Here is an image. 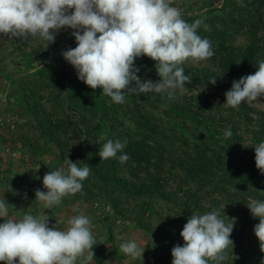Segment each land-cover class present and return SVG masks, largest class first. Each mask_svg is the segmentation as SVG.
Segmentation results:
<instances>
[{"label":"rangeland","instance_id":"374dc122","mask_svg":"<svg viewBox=\"0 0 264 264\" xmlns=\"http://www.w3.org/2000/svg\"><path fill=\"white\" fill-rule=\"evenodd\" d=\"M173 6L182 10L183 18L198 14L210 17L217 10H222L226 17L233 11L235 15L248 14L249 8L264 13V0H173ZM202 20L206 27L202 25L204 30H198V34L208 39L214 25L210 19ZM262 20L258 36L264 45V14ZM217 28L223 29L221 25ZM72 31L62 29L47 48L46 42L37 37L24 39L0 34V199L14 205L15 208L9 205L10 214L22 217L44 211L50 218L49 226L58 223L61 230L66 229L67 220L72 216L81 213L88 216L97 243L93 248L95 259L90 264H171V249L184 244L180 232L187 219L192 214L217 209L226 222L236 218L230 236L234 248L229 247L223 264H264V252L260 251L253 230L259 220L253 218L246 207L250 198L264 200V175L255 166L253 148L264 141V96L252 103H242L239 109L223 106L224 93L232 82L254 74L259 62L264 61V50L259 59L249 57V64L239 69L221 49L214 50V56L206 61L185 62L184 66L205 71L209 77L201 83H186L189 90L185 94L176 90L173 99H168L164 93H137L126 95L125 103L115 104L110 97L101 95L102 90H95L93 94L81 81L76 83L81 86L75 93L79 101H70L62 107V101L54 98L47 101L42 91L31 90L38 78L45 75L35 74L40 69L53 75V80L57 75L64 80H58L56 86L61 92L66 91L73 80L78 81L75 69L61 55L68 48L76 47ZM228 31V44L237 48L233 52L235 60H239L249 44V26ZM230 51L228 49V53ZM148 60L146 56L135 60V66L140 68L137 75L141 80L156 82L160 78L156 71H151ZM212 78H216L215 85L209 83ZM50 87H55L54 81ZM102 99L109 100L111 107L101 105ZM89 104L98 105L100 110L87 113L95 144L105 142L101 136L128 143L145 136L148 126L153 127L155 132L148 134L154 137H148L147 142L157 143L164 150L161 177L150 176L145 168L133 169L129 163L119 162L117 170L129 178L134 176L137 185L141 180L154 183V179L161 178L162 189L153 192L116 187L108 182L111 177H99L89 165L91 172L82 182V191L62 198V202L50 210L44 209L43 202L35 200L36 189L46 191L42 183L44 174L59 167L66 168L67 158L78 161L80 167L86 164L85 157L72 149L76 143L79 145L83 134L74 133L70 125L69 133L64 135L59 129V136L54 131L53 121L65 118L68 113L75 120L72 107L81 109ZM99 117L103 120L99 121ZM226 129L232 131L231 138H225ZM201 150L219 160L221 173L215 168L210 175L211 186L222 183L221 189L210 191L208 185H200L189 158ZM217 174L222 178L217 180ZM237 180H242L241 184H235ZM130 239L145 248L143 260L120 252V244ZM209 264L214 262L209 261Z\"/></svg>","mask_w":264,"mask_h":264},{"label":"clouds","instance_id":"9594fccd","mask_svg":"<svg viewBox=\"0 0 264 264\" xmlns=\"http://www.w3.org/2000/svg\"><path fill=\"white\" fill-rule=\"evenodd\" d=\"M202 19L188 23L173 0H0V34L13 38L37 37L49 44L65 28L72 29L76 47L61 55L75 69L77 78L115 104L126 102L128 94L164 93L173 99L176 90L185 94L192 78L182 65L206 61L214 56L212 43L198 34ZM146 56L156 62L158 81L141 80L135 60ZM216 84V78L210 80ZM225 108L239 109L264 96V61L254 74L232 82L225 93ZM233 135L224 130L225 138ZM105 140L98 155L101 161L110 158L125 163L130 157L123 153L127 141ZM255 166L264 175V141L253 146ZM119 153V155H118ZM66 168L59 167L43 176L46 191L35 190V200L44 209L59 205L62 198L82 191L83 181L91 172L66 159ZM39 166L37 167V170ZM26 198V194H25ZM9 203L0 199V262L4 264H90L97 245L91 220L84 214L74 215L61 230L58 223L49 226L45 212L16 217L9 212ZM13 208L14 205H11ZM246 207L259 223L254 234L264 252V200L249 199ZM226 216V215H225ZM236 218L226 222L217 209L192 214L180 236L184 244L171 249V264H223L227 250L234 248L230 236ZM120 252L133 259H142L145 248L135 239L120 244Z\"/></svg>","mask_w":264,"mask_h":264},{"label":"trees","instance_id":"16d2710c","mask_svg":"<svg viewBox=\"0 0 264 264\" xmlns=\"http://www.w3.org/2000/svg\"><path fill=\"white\" fill-rule=\"evenodd\" d=\"M221 11V12H219ZM248 14H245L243 12H240L239 14L235 15V11L229 14L228 17L224 16L222 14V10H217L212 13L210 17H207L202 14H198L196 16H190V17H184L188 23H192L196 19H204L208 20L210 19L211 22H213V27L211 28V36L208 37V40L211 41L213 50L221 49L226 51V57L229 58V60L232 61V63L236 66L237 69L241 68V65L249 64L247 62V58L249 57H255L256 60L259 59V55L264 50V45L261 44V38H259V28L262 25V19L264 13H259V9L257 8H249L247 10ZM219 22V23H216ZM217 25H221L223 29H218ZM242 25H248L249 26V35L250 40L247 48L245 49V55L241 56L239 60H235L236 55L234 54L233 50L236 51V47L228 44V36L230 29L232 30H239ZM198 30H204L202 26ZM228 49H231L228 53ZM231 56L234 58L232 59ZM255 60V61H256ZM149 61V60H148ZM246 63V64H245ZM151 71H156L155 64L156 62L150 59L149 63ZM185 71L186 75H189L192 78L191 84H197L203 82L204 78L209 77V74H207L205 71L198 70L195 67H187L182 65ZM149 70V68H147ZM150 71V72H151ZM45 74L43 77L38 78L37 83L33 84V88L31 92H35V89H38L39 91H42V96L46 98V100H50L52 98L56 99V101L61 102L62 101V107L67 103L69 105L70 101L72 103H76V100L79 101L77 98H75V93L77 90L80 89V85L76 84L78 82H81L77 76L75 77L78 79L77 82H71L69 86H66V91L61 92V90L58 87V80L64 81L63 79H60L59 75L56 76L55 80H53V75L46 73L45 69H40L38 72H35V74ZM54 81L55 87H50V84ZM57 86V87H56ZM93 90V89H92ZM99 90V89H97ZM93 94L95 93V90H93ZM101 105H104L106 108H110L111 104L109 100L102 99L100 101ZM103 103V104H102ZM89 106V107H88ZM88 106H82L81 109L73 108V114L76 116L75 120L72 118V114L68 113L66 117L64 118H57L56 121H53V125L55 127V133L59 129H61V133H64V135H67L69 133V126H73V132L77 133L80 132L83 134V137L79 141V145L76 143V145L72 148L75 149L76 152L80 153L82 157H85L84 163L92 166L94 170H96V173L99 177L106 176L107 178L111 177V184L117 186H128V187H135V189L141 190L145 189L146 191H153L155 192L160 191L162 189L161 187V178L154 179L153 182H147V180H141L139 182L140 184H135L134 179H136L134 176L132 178H129L123 174H120L117 170L118 168V159L110 158L108 160L101 161L100 157L98 155V151L100 148H102L103 142L100 143H93V138L91 137L92 130H91V119L90 116L87 114L88 112H93L94 110L100 111L98 108V105L96 104H89ZM100 106V104H99ZM66 110V109H64ZM99 121H102L103 118L99 117ZM152 126H148L147 130L148 133H154L155 130L151 129ZM50 133H52V130H50ZM145 133V132H144ZM145 133V136H142L140 138H133L129 140V142L126 144V147L123 149V153H126L130 159L125 162L129 163L130 166H134L133 169H144L148 172V174L153 175H159L161 170V163L163 159L164 150L163 148H160L159 145L151 144V142H147L148 137H154L152 134ZM59 135V134H58ZM60 136V135H59ZM72 138V136H71ZM113 139L114 138H108ZM155 140V138H154ZM155 143V142H153ZM78 146V147H76ZM119 155V153H118ZM155 158V160H153ZM191 162V166L196 169H194V172L197 171V176H199L200 180L199 183L201 186H207L209 187L208 190L210 191H216V189H221L220 185L218 186H211V179L212 176L210 175L211 171H213L215 168L218 170V173H221L220 164H218L219 160L216 158V156H210L208 152L205 150H201L197 153L196 156L189 158ZM151 165H154V168L151 170ZM192 173V175L194 174ZM99 173V174H98ZM217 180L222 178V176H219L221 174H217ZM156 177H161L156 176ZM113 179V180H112ZM160 181V182H159ZM242 180H237L235 184H241ZM243 185V184H242ZM143 191V190H142ZM198 202V201H197ZM194 203L196 201L194 200Z\"/></svg>","mask_w":264,"mask_h":264}]
</instances>
